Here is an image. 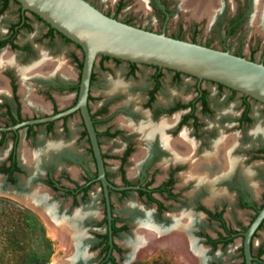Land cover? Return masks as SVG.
<instances>
[{
  "label": "flooded vegetation",
  "instance_id": "1",
  "mask_svg": "<svg viewBox=\"0 0 264 264\" xmlns=\"http://www.w3.org/2000/svg\"><path fill=\"white\" fill-rule=\"evenodd\" d=\"M83 1L103 15L119 21L114 16L121 10L124 0H117L112 10L101 9L91 0ZM148 3L165 21L169 13L165 0H148ZM10 4L17 6L14 19L9 21L0 32V56L5 54L8 58V62L0 67V129L51 117L70 109L76 101L81 67L79 64L82 62V58L81 61L73 58L78 72L75 83H72L68 76L57 71L34 72L35 67L44 65L43 61L61 60L52 57L53 53L43 50L44 46L64 45L71 42L45 25L35 15L21 10L13 0H0V15L9 8ZM250 6V0L243 1L227 21L225 33L229 28H232L233 33L240 26ZM29 16L41 22L42 30L32 40L33 42H21L18 36L31 29ZM119 22L129 25L128 22ZM135 28L152 32L151 29L139 26ZM225 33L224 37L230 36H225ZM170 38L183 40L175 36ZM186 42L197 44L195 41ZM204 47L208 46L204 45ZM221 51L240 57V54L231 53L227 47H223ZM247 60L254 62L250 58ZM258 63L262 64L261 61ZM108 64L112 67L122 65L121 80H117L116 85L109 83L108 96L92 111L89 105L93 100L90 95L91 86L103 81V72L112 74ZM142 67L149 68L146 83L137 85L134 81L137 80ZM96 68L102 80L99 74L95 73ZM165 72L169 74L168 82L171 87L179 88L184 83L188 93L167 92L164 86ZM127 80L130 81L129 84L124 83ZM203 82L209 81H199L149 65L126 63L102 56L95 57L89 79L86 108L102 161L104 179L109 185L106 187L109 220L102 186L97 179L95 162L78 111L45 123L25 125L14 130H0V148L7 143L5 155L0 159V176L4 184L13 187L23 197H30L29 201L32 205L41 207L44 219L51 221L59 229L62 225L68 230L69 245L66 250L69 251L70 256H76V264H116L115 254L120 255L121 249L116 245L115 239L119 234L126 232L128 227L126 218L115 215L112 196L124 199L130 194H134L141 202L151 205L155 217L162 224L171 221L178 223L174 229L161 225L152 232L160 236H155L157 239L180 233L179 235L184 238L183 251L186 252L184 254L186 256L182 255V257H186L189 264H245L242 234L264 205V193L259 197L256 193L257 189H264V172L254 168L257 173L253 178H249L244 166L249 163L257 168L264 165V138L262 142L258 141L249 150H245L242 155L240 137L243 129L251 123L249 100L252 99L210 82L216 86L217 94L226 91V98L224 97L226 100L238 95V109L235 113L230 117L221 113L212 119L214 111L209 106L207 90L202 87ZM128 92H136L137 95L130 98L127 96ZM71 93H73L72 102L63 105V97ZM117 100L123 101L115 105L114 102ZM113 104L114 107L110 108ZM46 108L49 112L22 116V111L25 112L27 109L39 111ZM261 113L264 116L263 105H261ZM73 116L77 117L80 128L77 140L86 143L91 168L86 167L79 157L65 152L55 157L56 159L49 158V154L47 155L49 151L46 149L48 146L44 147L45 152L40 151L38 159L34 162L33 160L28 162V158L25 160L23 155L28 152L19 149L20 141L28 142L32 148L36 144L38 132H42L48 138L55 135L56 123H59L60 133L65 138L68 134L67 120ZM200 116L208 117L209 122L203 121ZM181 138L194 146L193 153L196 160H202L205 155L212 157L217 153L218 157L214 159L215 166H211L206 161L200 166L199 174L196 173L197 179L190 176L188 178L189 162L179 157L183 152V154L187 153V150H181L178 145L174 147ZM103 140L119 142L121 144L119 151L112 155L102 151ZM224 142L226 146L222 145ZM221 147L227 148L228 158L232 161L229 167L225 166L220 156L223 151ZM50 148L51 146L48 147ZM107 158L116 162L112 172L107 170ZM58 163H62L63 166H56ZM134 164L138 165V177L131 180L127 166ZM157 172L162 175L156 182L154 175ZM186 189L190 190V194L183 196L182 191ZM202 196H205L204 200H201ZM228 202L232 207L231 217L227 210ZM172 203L179 205V212H183L184 218L186 216L190 224L186 223V219L182 223V215H178L179 213L167 214ZM240 212L249 213L246 224L240 222L236 214ZM193 217L203 220L205 228L200 225L191 230ZM261 231L264 232V217L249 239L250 264H264V237L260 236ZM256 238L257 244L254 246ZM150 242L151 240L147 239L142 241L148 246L154 245ZM130 249H132L130 254L136 250V248ZM87 252H93V259L86 257Z\"/></svg>",
  "mask_w": 264,
  "mask_h": 264
},
{
  "label": "rangeland",
  "instance_id": "2",
  "mask_svg": "<svg viewBox=\"0 0 264 264\" xmlns=\"http://www.w3.org/2000/svg\"><path fill=\"white\" fill-rule=\"evenodd\" d=\"M91 1H93L97 5V7L104 10H112L115 6V3L117 2V0ZM243 1L244 0H216L215 6H212L211 10L209 9L208 12L196 14L192 10V8H188L184 5L183 0H165L169 13L165 21H163V17L151 8L148 0H124L121 10L114 17H117L119 21L128 22L129 25H133L134 27L139 26L151 29L153 33H159L163 30L165 35L168 37L175 36L182 38V41H195L197 45H205L208 46V48L214 50L221 51L223 47H227L229 48V51L231 53H238L240 54V57L246 60L249 58L253 59L255 63L261 61L262 65H264V0H250L251 6L245 13L243 22L237 29L233 31V33L229 37H224L227 21L233 16L238 7L242 5ZM16 8V5L10 4L9 8L0 15V32L9 21H12L14 19ZM29 17L31 29L29 31L22 32L18 36L19 41L21 42H33L32 40L36 38L42 30L41 22H39L32 16ZM43 50H45L46 52L49 51V53H53L52 57L61 59L60 62H62L65 67H68L70 69V75L68 76L70 81L72 83L77 82L78 72L73 58H76L75 60L77 61H81L82 55L80 50L76 46L71 43L64 45L58 44L57 46H44ZM108 66L111 67L112 74L103 72L102 76H104V79L102 78L101 74L98 73V69H95V73L97 75L99 74V78L101 80L103 79V81L91 86L90 95L93 100L89 102V105L92 111L103 101L106 96H108L107 94L109 92L107 87L109 83H113V85H116L115 82L117 80H121V71L123 70L122 65L119 67H112L110 64H108ZM148 71L149 68L142 67L141 73L138 74L137 80H135L134 82L137 85H145L144 83H146ZM168 75L169 74L165 72V90L167 92H179L180 94L185 93L186 90L184 88V83L181 84L179 88H173L169 85ZM104 80H108V82H105ZM124 83L129 84L130 81L127 80ZM202 87L207 90L209 106L214 111L212 119L216 118L221 113H225L230 117L237 111L238 95H236L231 100H226V91L224 90L220 92V94H217L216 86L214 84L210 82H203ZM136 95V92H128L127 94V96L130 98H133ZM72 100L73 93L63 97V105L70 104ZM160 100H162V97H160ZM122 101L123 100H117L116 102H114V104H120ZM114 104L111 105L110 108L114 107ZM249 105V116L251 118V123L241 132L242 137H240V153L242 155L245 150H249V148L256 145L258 141H261L264 138V116L261 113V105L252 100H249ZM44 112H49V110L47 108L39 111L36 109H27L25 112L22 111V116H30L33 114ZM200 118L205 122H209V118L206 116H200ZM67 126L68 134L65 138L60 133L59 123H56L54 126V129L56 130L54 136L48 138L45 137L42 132H38L36 144L32 148L28 142L25 143L20 141L19 149H24V151L26 150L28 152V157L30 156V158L28 159L30 160L32 158L34 161L38 159L40 151L45 152L44 147L51 146L50 149H48V147L46 148L49 151L47 152V155L49 154V158H57L60 154L65 152L68 155L79 157V159L83 161L86 167L91 168V161L89 155L87 154L86 143H84L82 140H77L78 131L80 129L77 122V117L73 116L69 118L67 120ZM120 145L121 144L119 142L103 140L101 142V149L102 151L107 152L109 155H112L116 154V152L119 151L118 149ZM6 149L7 143H5L4 146L0 148V159L4 157ZM115 163L116 162L114 159H106L107 170L109 172L113 171V169L115 168ZM56 166L61 167L63 165L62 163H58ZM137 166V164L127 166V169H129L128 174L131 175V180H135L138 177L139 169L137 168ZM244 167L245 170L248 171L246 174L249 176V178H253V175L257 173L256 169H260L259 171L264 172V165H260L259 168H257L255 167V165L252 166V163H249ZM254 168L256 169L254 170ZM161 175L162 174L159 172L154 175L156 182L160 179ZM112 179L117 181L115 177H112ZM256 193L259 197L264 193V189L259 188L257 189ZM182 194L183 196H186L190 194V190H183ZM258 197L256 198L257 200ZM3 198L8 199L12 202H16L7 197ZM182 198L185 199L184 197ZM204 199L205 196H202L201 200ZM229 202L227 204V210L231 217L230 212L232 210V207L230 206L231 204ZM112 204L115 215L126 218V224L128 227V230L126 232L119 234V236L115 239L116 245L121 249L120 255L115 254L116 264H189L187 260L178 253V251L176 252L168 246H148L147 243L145 244L138 242L136 243V245H134V248H136V250L132 254H130V251L132 249L127 247L125 242L128 238L132 237L131 234L132 231H134V226L136 224L144 223L143 225L148 226V229L150 231L154 230L155 232L161 225L174 229L178 225V223L171 221L162 224V222L155 217L152 206L141 202L135 197L134 194H130L124 199H118L113 195ZM178 206V204L171 205L167 214L173 215L179 213L178 215H182V223L183 220L185 221L186 219V223L188 222V224H190V221H187V217L185 216L184 218L183 212H179ZM44 207L50 210V208H48L47 206ZM180 207L183 208V206ZM23 208L28 210L25 207ZM28 211L38 219L42 226V232L44 233L45 239L47 241L49 252L47 263L53 264L54 259H62L63 255L69 256V251H64L56 238L52 235L49 224L44 219V214H42L41 211H39L38 213L31 210ZM236 214L239 216L240 222L246 224L249 218V213L240 212L239 214ZM192 219L194 220L193 226L190 225L191 230L200 225L205 228V222L203 220H199L196 217H193ZM182 227L183 226L181 225V228ZM162 229H164V227ZM159 232L161 233L162 231ZM259 234L261 237H264L263 231L259 232ZM155 236L160 237L158 236V234ZM160 239L157 240L159 241ZM190 239L194 240L191 237ZM256 244L257 238L254 240V246H256ZM93 256V252L86 253V257L88 259H93Z\"/></svg>",
  "mask_w": 264,
  "mask_h": 264
},
{
  "label": "water",
  "instance_id": "3",
  "mask_svg": "<svg viewBox=\"0 0 264 264\" xmlns=\"http://www.w3.org/2000/svg\"><path fill=\"white\" fill-rule=\"evenodd\" d=\"M13 1L21 10L35 15L45 25L75 44L81 51L82 62L76 101L70 109L51 117L26 121L0 130H14L25 125L45 123L78 111L95 162L97 179L102 186L108 220L110 216L106 187L109 185L104 179L102 161L86 108L89 79L96 56L163 68L199 81L213 82L264 106V65L261 63L234 56L226 51L173 39L164 35L163 31L153 33L132 27L103 15L83 0ZM0 196L10 198L36 213L43 210L32 205L30 197H23L13 187L4 184L1 176ZM33 206L35 207L32 208ZM263 217L264 205L242 234L245 264H250L249 239ZM75 257L63 255L60 261L72 260L70 264H74Z\"/></svg>",
  "mask_w": 264,
  "mask_h": 264
},
{
  "label": "bare ground",
  "instance_id": "4",
  "mask_svg": "<svg viewBox=\"0 0 264 264\" xmlns=\"http://www.w3.org/2000/svg\"><path fill=\"white\" fill-rule=\"evenodd\" d=\"M183 2H184V5L186 7L192 8V10L196 14H200V13L208 12L209 9L211 10L212 6H215L216 0H183ZM6 62H8L7 56L5 54L0 56V67H2ZM43 62H44L43 63L44 65L41 66V67L40 66L35 67L34 68V72L38 73L40 71H51V72H56L57 71V72H60L61 74H64L65 76H69L70 75V69L68 67H65L64 64L62 62H60V60L59 61H55L54 60V61H51V62L46 60V61H43ZM144 133H146V132H144ZM187 142H185L184 138H181L174 145V147L176 145H178L181 148V150H184V149L187 150V153L183 154L184 153L183 152L182 154L179 155V157L182 158L183 160L186 159L189 162V165H190L189 168L190 169L187 172L188 178H189V176L192 177V178L196 177V175H197L196 173L199 174L200 166L203 163H205L206 161H208L209 164H211V166L212 165H213V167L215 166V160L214 159H217V157H218L217 153H216L215 156L213 155L211 157V155L210 156L205 155L204 158H202V160H196L195 157H194V153H193L194 152V150H193L194 146L191 145V144H188ZM227 142L228 141L226 140V144H227ZM165 143L167 144V142H165ZM226 144L224 142V144H222V145L226 146ZM168 145H169V143H168ZM221 150H223V151H222V154L220 156H221L223 162L225 163V166H227V167L231 166L232 161H230L231 159L228 158L227 148L226 147H221ZM23 156L25 157V160L27 158H30V156L28 157V154H26V153ZM21 158H22V156H21ZM28 160L29 159H27V161ZM30 160H33V159L31 158ZM205 174H206V172H205ZM205 174H203V175L205 176ZM203 175H199V176H203ZM200 178H198V179H200ZM196 179H197V177H196ZM204 179H206V178H204ZM34 207L35 206H33L32 208H34ZM45 220L49 224V228H50V231H51L52 235L56 238V240L59 242L61 248L65 251L68 248V245H69V241L67 240V236H69L68 235V233H69L68 230L66 228L64 229L62 225H61V228L59 229L51 221H49L47 219H45ZM143 224L139 223V224L135 225V229L132 232L133 239H132V237L128 238L126 240V242H125L127 247L134 248V245H136V243H138V242L142 243V241H144V239H147V240H151V243L153 242V244L155 246H168V247L172 248L175 251H176V249L177 250L180 249L178 251V253L180 255L186 256V255H184L186 252L184 253V251H183L185 249V247H183L184 246V243H183L184 238L179 235L180 233H178V234L173 233V234L167 236V238H164V239L161 238L158 241L157 238H155V234L148 229L149 227H147L146 225H143ZM74 259L76 260L77 258H74ZM71 261L72 260L63 262V261H60V259L56 258V259H54L53 264H70Z\"/></svg>",
  "mask_w": 264,
  "mask_h": 264
},
{
  "label": "trees",
  "instance_id": "5",
  "mask_svg": "<svg viewBox=\"0 0 264 264\" xmlns=\"http://www.w3.org/2000/svg\"><path fill=\"white\" fill-rule=\"evenodd\" d=\"M231 33L229 28L225 36ZM48 255L38 219L22 206L0 197V264H48Z\"/></svg>",
  "mask_w": 264,
  "mask_h": 264
}]
</instances>
